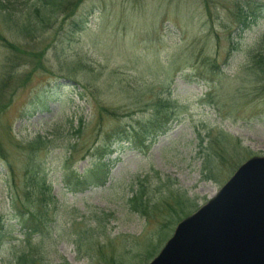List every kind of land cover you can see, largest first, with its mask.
Listing matches in <instances>:
<instances>
[{
  "label": "rangeland",
  "instance_id": "1",
  "mask_svg": "<svg viewBox=\"0 0 264 264\" xmlns=\"http://www.w3.org/2000/svg\"><path fill=\"white\" fill-rule=\"evenodd\" d=\"M72 3L0 0V264H149L264 157V0Z\"/></svg>",
  "mask_w": 264,
  "mask_h": 264
},
{
  "label": "water",
  "instance_id": "2",
  "mask_svg": "<svg viewBox=\"0 0 264 264\" xmlns=\"http://www.w3.org/2000/svg\"><path fill=\"white\" fill-rule=\"evenodd\" d=\"M183 220L151 264H264V157H254Z\"/></svg>",
  "mask_w": 264,
  "mask_h": 264
},
{
  "label": "trees",
  "instance_id": "3",
  "mask_svg": "<svg viewBox=\"0 0 264 264\" xmlns=\"http://www.w3.org/2000/svg\"><path fill=\"white\" fill-rule=\"evenodd\" d=\"M80 2H82V1H78L77 3H75V0H74L75 6H77ZM74 3H72V4H74ZM39 12H41V10H39ZM18 264H28V263L26 262V259L24 260V258H22V260L20 262H18Z\"/></svg>",
  "mask_w": 264,
  "mask_h": 264
}]
</instances>
